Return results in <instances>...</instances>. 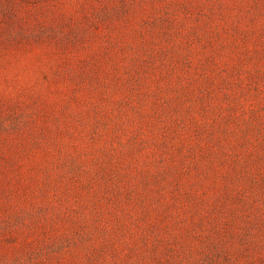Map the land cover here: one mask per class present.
<instances>
[{"label":"rangeland","instance_id":"374dc122","mask_svg":"<svg viewBox=\"0 0 264 264\" xmlns=\"http://www.w3.org/2000/svg\"><path fill=\"white\" fill-rule=\"evenodd\" d=\"M0 264H264V0H0Z\"/></svg>","mask_w":264,"mask_h":264}]
</instances>
